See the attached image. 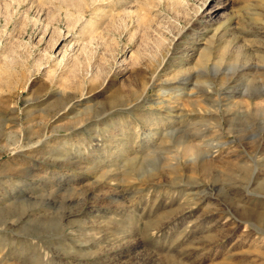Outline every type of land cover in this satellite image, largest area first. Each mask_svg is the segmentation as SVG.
I'll return each mask as SVG.
<instances>
[{
	"label": "rangeland",
	"instance_id": "rangeland-1",
	"mask_svg": "<svg viewBox=\"0 0 264 264\" xmlns=\"http://www.w3.org/2000/svg\"><path fill=\"white\" fill-rule=\"evenodd\" d=\"M256 104L264 0H0V264H264Z\"/></svg>",
	"mask_w": 264,
	"mask_h": 264
},
{
	"label": "bare ground",
	"instance_id": "bare-ground-1",
	"mask_svg": "<svg viewBox=\"0 0 264 264\" xmlns=\"http://www.w3.org/2000/svg\"><path fill=\"white\" fill-rule=\"evenodd\" d=\"M259 96H260V95H259ZM260 97H261V96H260ZM254 99H255V98H254ZM256 105H257V104H256ZM260 105H261V104H260ZM263 105H264V104H263ZM263 105H261V106H258V105H257V106L255 107V110L258 109V108L260 109V107H263ZM258 111H259V110H258ZM262 111H264V110L262 109ZM262 227H263V226H262ZM262 229H264V228H262ZM263 231H264V230H263Z\"/></svg>",
	"mask_w": 264,
	"mask_h": 264
}]
</instances>
